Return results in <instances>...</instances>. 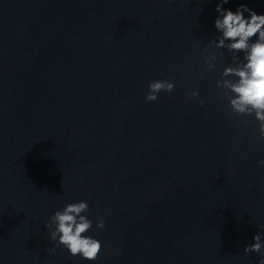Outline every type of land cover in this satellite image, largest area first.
I'll list each match as a JSON object with an SVG mask.
<instances>
[{
  "label": "water",
  "instance_id": "95a60500",
  "mask_svg": "<svg viewBox=\"0 0 264 264\" xmlns=\"http://www.w3.org/2000/svg\"><path fill=\"white\" fill-rule=\"evenodd\" d=\"M219 2L0 0V264L264 259L243 251L264 242V138L216 85L236 66L215 47ZM241 4L264 15V0L223 8ZM157 80L175 87L147 102ZM79 201L94 261L44 226Z\"/></svg>",
  "mask_w": 264,
  "mask_h": 264
},
{
  "label": "clouds",
  "instance_id": "9594fccd",
  "mask_svg": "<svg viewBox=\"0 0 264 264\" xmlns=\"http://www.w3.org/2000/svg\"><path fill=\"white\" fill-rule=\"evenodd\" d=\"M228 2L229 0H220L216 5L215 10L219 15L214 26L221 35L216 37L214 43L217 49H227L233 53L232 62L236 66L225 67L222 79L217 80L216 85L228 100L232 113L238 116L254 114L255 120L259 122L258 134L264 138V15H258L245 4H241L235 12L224 9L223 5ZM245 12L249 13V17H245ZM241 52L244 54L243 61L235 55ZM216 58L215 54L206 57L209 70L215 67L212 61ZM174 87L175 84L169 80L153 81L148 85L145 100L156 101L158 93L172 92ZM188 95L195 98L198 93L193 91ZM200 103L203 105L204 102L201 100ZM260 163L264 165V160ZM88 207L86 201L68 203L62 210L56 211L44 226L51 230V240H58L57 246L62 245L71 256L79 255L85 260L94 261L98 258L102 245L99 240L83 235L92 228V221L81 214L87 212ZM96 226L101 229L105 226L103 217H99ZM253 240L254 243L247 245L243 251L246 254L254 252L264 256L262 234L257 233ZM259 264H264V259Z\"/></svg>",
  "mask_w": 264,
  "mask_h": 264
}]
</instances>
